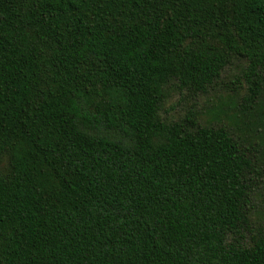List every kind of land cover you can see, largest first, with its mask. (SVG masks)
Wrapping results in <instances>:
<instances>
[{"label": "trees", "instance_id": "1", "mask_svg": "<svg viewBox=\"0 0 264 264\" xmlns=\"http://www.w3.org/2000/svg\"><path fill=\"white\" fill-rule=\"evenodd\" d=\"M261 127L264 0H0V264H264Z\"/></svg>", "mask_w": 264, "mask_h": 264}, {"label": "rangeland", "instance_id": "2", "mask_svg": "<svg viewBox=\"0 0 264 264\" xmlns=\"http://www.w3.org/2000/svg\"><path fill=\"white\" fill-rule=\"evenodd\" d=\"M236 74L238 73H234V75ZM231 78L234 79L232 76ZM231 87V85H227V87L217 86L209 93L195 97L187 94L181 95L178 92L169 90L161 107V116L167 121H175L182 119L188 112L194 111L200 116V123L203 125L224 124L236 131L249 133V119H245L243 116L238 117L239 113L244 112L238 106L239 103H242V95L236 96L234 92L229 90ZM262 129L264 128L261 127ZM247 135L250 134L244 136ZM257 191L253 211L254 223L258 228L264 229V172L258 182Z\"/></svg>", "mask_w": 264, "mask_h": 264}]
</instances>
